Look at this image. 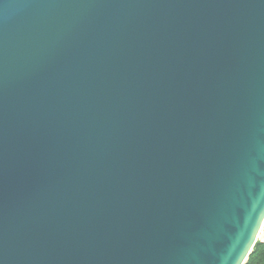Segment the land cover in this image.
Here are the masks:
<instances>
[{"label":"water","instance_id":"95a60500","mask_svg":"<svg viewBox=\"0 0 264 264\" xmlns=\"http://www.w3.org/2000/svg\"><path fill=\"white\" fill-rule=\"evenodd\" d=\"M264 224V0H0V264H243Z\"/></svg>","mask_w":264,"mask_h":264},{"label":"trees","instance_id":"16d2710c","mask_svg":"<svg viewBox=\"0 0 264 264\" xmlns=\"http://www.w3.org/2000/svg\"><path fill=\"white\" fill-rule=\"evenodd\" d=\"M262 228L264 230V224ZM243 264H264V242H255Z\"/></svg>","mask_w":264,"mask_h":264},{"label":"rangeland","instance_id":"374dc122","mask_svg":"<svg viewBox=\"0 0 264 264\" xmlns=\"http://www.w3.org/2000/svg\"><path fill=\"white\" fill-rule=\"evenodd\" d=\"M257 240L264 242V230H263V228L260 231V233L258 234Z\"/></svg>","mask_w":264,"mask_h":264}]
</instances>
